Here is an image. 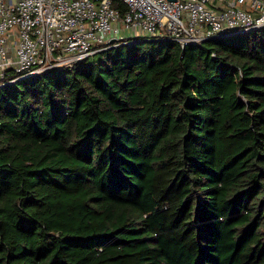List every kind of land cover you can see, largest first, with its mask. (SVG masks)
I'll return each instance as SVG.
<instances>
[{
  "label": "trees",
  "instance_id": "trees-1",
  "mask_svg": "<svg viewBox=\"0 0 264 264\" xmlns=\"http://www.w3.org/2000/svg\"><path fill=\"white\" fill-rule=\"evenodd\" d=\"M6 81L0 264H264V27Z\"/></svg>",
  "mask_w": 264,
  "mask_h": 264
},
{
  "label": "built area",
  "instance_id": "built-area-1",
  "mask_svg": "<svg viewBox=\"0 0 264 264\" xmlns=\"http://www.w3.org/2000/svg\"><path fill=\"white\" fill-rule=\"evenodd\" d=\"M263 27L264 0H0V86L132 39L185 47Z\"/></svg>",
  "mask_w": 264,
  "mask_h": 264
},
{
  "label": "rangeland",
  "instance_id": "rangeland-1",
  "mask_svg": "<svg viewBox=\"0 0 264 264\" xmlns=\"http://www.w3.org/2000/svg\"><path fill=\"white\" fill-rule=\"evenodd\" d=\"M132 36H133L132 33H129V34H128V38H129V37H130V38H133Z\"/></svg>",
  "mask_w": 264,
  "mask_h": 264
},
{
  "label": "water",
  "instance_id": "water-1",
  "mask_svg": "<svg viewBox=\"0 0 264 264\" xmlns=\"http://www.w3.org/2000/svg\"><path fill=\"white\" fill-rule=\"evenodd\" d=\"M169 1L173 2V1H175V0H169ZM113 42H114V41H113Z\"/></svg>",
  "mask_w": 264,
  "mask_h": 264
}]
</instances>
